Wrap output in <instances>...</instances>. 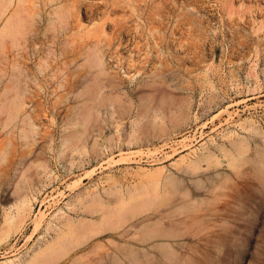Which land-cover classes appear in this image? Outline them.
Here are the masks:
<instances>
[{
	"label": "rangeland",
	"instance_id": "rangeland-1",
	"mask_svg": "<svg viewBox=\"0 0 264 264\" xmlns=\"http://www.w3.org/2000/svg\"><path fill=\"white\" fill-rule=\"evenodd\" d=\"M61 1L62 24L49 0H27V39L0 50L25 88L10 122L0 93V264H264V12L252 0ZM95 48L106 73L87 100ZM77 128L84 149L64 140ZM209 152L219 164L187 168Z\"/></svg>",
	"mask_w": 264,
	"mask_h": 264
},
{
	"label": "bare ground",
	"instance_id": "bare-ground-1",
	"mask_svg": "<svg viewBox=\"0 0 264 264\" xmlns=\"http://www.w3.org/2000/svg\"><path fill=\"white\" fill-rule=\"evenodd\" d=\"M252 2L255 6V11L257 12L258 16L262 17L263 16L262 11L264 12V8L261 7V5L264 3V0H252ZM49 3L51 5V11L49 13L52 16L50 18V20H52V23L55 22H58L60 24L66 23L69 16V8L65 5V3H62L61 0H49ZM11 9L12 12L8 14V12ZM4 18L5 20L3 21L0 27V50L2 49L5 40L7 38L10 40L13 46H18L22 44L27 39L26 35L30 31V27L33 25V23L36 20L33 14L28 10L27 0H0V21H2ZM97 18H99V16ZM260 22L264 23V17L260 20ZM43 64H44L43 61L38 62L37 66L39 71H42ZM105 67H106V60L104 58L103 51L98 48H95L88 54L87 72L85 74L90 78V82L78 96L83 98L85 97V99L87 100L94 99L97 96L99 90L104 86V83H102V81L105 79L104 78V75L106 73ZM0 73H1L0 93L2 94V96L4 97V101L6 102L5 106H2V108L3 111L7 113L8 115L7 119L10 122L19 115L20 109L23 104L22 98L24 95L25 88L22 86V81H23L21 78L22 71L18 65H15L12 67L11 72L9 71L3 72V70L0 69ZM256 74L257 72H255V77L257 78L258 75ZM3 76H5V79L2 78ZM3 80H5V82ZM111 82L112 81H109L106 85L110 86L112 89H115V87L118 86V84H111ZM83 114L86 117H89L90 111H87L86 113ZM72 125H76V123L72 122L67 124V126H71V127ZM82 135L83 132L79 128H77L73 132H71L70 137L67 136L65 137L64 140L65 142H70L74 146V149H78L77 147L79 146H81L80 147L81 149H84L85 145L82 143ZM233 142L232 145L234 144L233 145L234 148L235 147H237V149L239 148L238 151L239 150L241 151L244 148V143L242 140L239 139L234 143ZM218 147L221 151L226 153L227 150L225 151L226 148L223 146V144L218 145ZM201 162H205L207 167L214 166L220 163L218 158L213 153L209 152L207 154L197 156L195 159L191 160L187 164V168L191 169L192 171H196L200 167ZM122 210L124 209L121 207L117 208L115 210V215L120 214ZM131 210H137V207L133 206ZM14 219L15 218L12 214H8L6 216L5 221L8 227H12V223ZM70 223L68 224L70 225ZM58 237L59 239L63 238V234ZM59 243L60 242H56L50 245V248H46V250H49L51 248H56L55 246H57L56 249H58ZM29 258L30 259L26 261L24 264L30 263V261H33L35 258L36 260H39L41 256L36 257V254H33Z\"/></svg>",
	"mask_w": 264,
	"mask_h": 264
}]
</instances>
